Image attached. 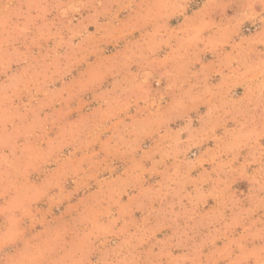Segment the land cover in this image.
<instances>
[{
    "label": "clouds",
    "instance_id": "obj_1",
    "mask_svg": "<svg viewBox=\"0 0 264 264\" xmlns=\"http://www.w3.org/2000/svg\"><path fill=\"white\" fill-rule=\"evenodd\" d=\"M235 2L208 0L199 13L187 16L190 0H0V198L8 200L9 221L7 229L0 232V264H264V220L257 226L256 220L251 219L258 209H264V47H258L264 45V0H242L239 17H230L224 25L210 23V11L225 14ZM124 10L133 15L130 31L149 24L154 30L118 59L93 67L76 89L50 93L48 85L54 82L53 78L66 75L97 44L88 39L86 24H73L74 14L87 11L88 23L96 24L108 15L115 19ZM173 16L185 18L184 25L175 31L168 28V20ZM246 20L260 23L262 30L255 39L236 44L234 54L223 58L221 63L233 78L247 86L248 94L242 103L209 109L208 119L201 117V126L194 128L188 113L211 91L204 84L206 77L190 83L192 77L187 73L190 57L197 51L222 49ZM211 27H215L214 37L203 39L201 33ZM116 31L114 27L100 25L98 40L111 37ZM53 38L57 41L56 48L49 54L33 52L41 40ZM77 38L80 42L73 43ZM173 39L179 42L175 55L158 58L159 48ZM134 63L142 65L144 71L125 73ZM15 65L21 66L18 71H12ZM154 73L159 74L158 85L162 79L168 80L159 97L153 96L149 83ZM109 74L116 80L110 90L101 93L103 110L79 126L65 127L56 141L49 144L48 151L41 152L37 142L44 122L39 112L45 101L59 103L58 96L71 99L98 85ZM172 93L175 99L163 108L160 102ZM22 96L28 97L26 103L21 101ZM185 118V126L175 132L167 127L171 120ZM230 120L235 126L216 137L220 126L217 122L227 125ZM50 123L55 124L56 119ZM109 130L111 136L104 148L107 155L95 159L98 154L92 153L90 163L85 166L83 161L78 162L71 170L86 182L103 171H115L107 164V156H128L132 163L126 175L116 177L102 194L73 209L70 220L59 229L27 232L21 226L24 217L32 221V227L44 223L31 213L30 205L38 196L27 182L30 170L50 160L65 143L87 147ZM151 134L159 137L156 150L151 155L143 153L142 159L137 160L142 139ZM210 134L219 141L218 155L231 154V160L227 163L220 160L213 168L217 173L213 181L216 186L225 183L232 174L243 172L248 165H258L253 206L225 224L220 223L223 212L216 217H200L196 213V204L204 194L202 185L212 180L211 175L207 179L202 177L201 187L194 192L186 188L187 177L201 162L185 157ZM244 149L249 150L250 159L245 165L233 167ZM143 160L150 161V167H144ZM169 160L173 163L166 164ZM221 174L225 179H220ZM145 175H158L161 182L154 189H146ZM53 187L59 184L49 183L45 193ZM130 190L134 194L129 197V204L146 208L148 217L157 218L156 224L135 226L127 219L126 206L112 215L111 208ZM57 196L67 198L62 193ZM186 201L191 207L186 206ZM105 215L111 218L101 221L100 217ZM201 225L213 230L198 240L194 230ZM170 226L174 227L170 238L154 240L156 231ZM237 227L243 231L233 237ZM221 236L227 240L224 248L205 255L204 249ZM111 237L118 240L110 242ZM17 241L18 248L9 246ZM150 241L151 245L144 247ZM175 248H184L186 252L173 257Z\"/></svg>",
    "mask_w": 264,
    "mask_h": 264
},
{
    "label": "rangeland",
    "instance_id": "obj_2",
    "mask_svg": "<svg viewBox=\"0 0 264 264\" xmlns=\"http://www.w3.org/2000/svg\"><path fill=\"white\" fill-rule=\"evenodd\" d=\"M208 0H190L185 15L193 16L199 13L205 6ZM242 13V0H236L233 5L227 9L225 14L219 12H211L209 16L210 23L215 25H224L229 22L230 17H239ZM89 15L87 11L74 14V25H87V36L90 41H96V47L90 54H84L78 63L72 65L71 70L63 75L61 78H53L54 82L48 85L50 93H56L58 90L64 88L76 89L79 82L86 78L89 71L97 64L103 62H111L118 59L124 54L129 47H132L137 42L141 41L147 33L154 30V26L149 24L143 27H138L137 30L130 31L129 28L134 25L133 15L130 10L120 11L118 16L113 19L111 15L102 17L98 23H88L86 17ZM110 22V23H109ZM184 16H173L168 20V28L170 30H177L184 25ZM100 25H107L114 27L117 31L113 36L98 40L97 29ZM262 30L260 23L246 20L236 29L231 36L228 43L224 44L222 49L202 50L197 51L190 57L187 65V73L191 78L190 83H195L198 80H204V84L211 91V95L203 96L200 101L194 105V111L188 113L192 119V126L199 128L202 124L203 117L208 119L209 109L214 106L225 104H239L242 103L248 94L247 86L238 79L230 75V70L221 63L222 59L233 55L234 46L241 41H250L255 39L258 33ZM103 28H101V32ZM215 27L205 29L201 36L203 39L214 37ZM79 38L73 43H79ZM56 39L41 40L39 47L34 48L33 52L40 55L49 54L56 48ZM179 46V42L175 39L169 41L168 45H162L157 51L158 58L172 57L175 55V49ZM264 47V45L258 46ZM20 65L13 66L12 71H18ZM144 71L142 65L132 64L130 68L125 70V73H142ZM195 73V76L192 74ZM158 73H154L150 78L149 83L152 89L153 96L159 97L161 91L167 86L168 80L162 79L160 84L156 83ZM116 77L113 75H105L101 82L86 90L80 91L78 95L71 99H65L63 96L56 97L59 103L45 101V105L39 112L40 119L44 122V127L41 130V139L37 142V147L41 152H47L49 144L54 143L56 138L61 135L62 130L67 126H79L83 121L93 119L99 112L103 110L101 100V93L110 90L115 83ZM175 99V93L167 95L160 102L163 108H167L169 104ZM28 97L22 96L21 101L27 102ZM134 111V109L130 110ZM57 117H59L57 119ZM56 119L55 124L50 121ZM119 119V117H117ZM220 126L217 127L215 136L220 137L224 134L226 128L235 126L234 121H228L224 125L222 121L217 122ZM185 119H173L169 122L167 127L175 132L177 129L184 127ZM111 136V130L103 132L99 138L83 147L78 143H65L59 152L54 154L52 158L46 162L40 163L37 167L30 170L27 176V182L33 187L38 198L30 205L31 213L37 218L44 220V223L36 224L32 227V221L28 217H24L22 227L27 232L36 234L42 232L45 228L59 229L63 224L70 220L72 210L82 206L84 202L90 201L94 196L103 193L105 186L114 181L116 177H123L126 175L131 166L132 159L128 156H107V164L115 171H103L98 177L87 179L85 182L80 174L73 172L71 169L76 163L83 161L85 166L91 162V154H98L95 159H102L107 154L104 151L106 143ZM184 138V137H182ZM159 137L156 134L147 135L142 139L140 148L136 153V159L141 160L143 153L151 155L156 150L159 144ZM219 141L217 139L205 138V142L198 147L192 149L185 159L193 162H201L199 166L195 167L187 177L189 183L186 188L189 192H194L197 187H201L200 180L203 177L207 179L211 175L212 180L202 185L203 196L196 204V213L200 217H216L220 212H223V220L221 224L230 223L234 216L242 213L245 209L253 206V199L257 192V185L255 183L256 169L258 165H248L243 172L235 173L226 178L225 183L216 186L213 181L217 179V173L213 172L220 160L227 163L231 160V154L220 156L218 153ZM217 159L213 161V158ZM250 159L249 150L244 149L240 152L239 158L232 164L233 167H240L245 165L246 161ZM144 167H150V161L143 160ZM171 160L166 161V164H172ZM65 174L61 175V172ZM220 179H225L223 174ZM101 181L98 183L97 181ZM161 182V177L158 175H145L144 187L146 189H154L157 184ZM49 183H58L59 187H53L47 190L44 189ZM57 193H62L66 199H60ZM134 192L128 191L127 194H122L119 197V202L111 208L112 215L117 214L118 208L126 206L129 215L127 219L137 227L152 226L157 223L155 216L148 217L147 210L144 207L130 205L129 197ZM55 197V198H54ZM188 205L187 201L185 202ZM8 204L7 198H0V232L5 231L8 227V216L6 213V206ZM111 217L101 216V221H107ZM251 219L256 220L257 226L261 220H264V209H258ZM147 220V224H146ZM247 223V221H246ZM212 227L201 225L194 230L196 239H204ZM243 231L242 228L237 227L232 233L233 237L239 236ZM26 232V234H27ZM174 227H162L155 232L154 240H167L173 235ZM218 235H220L218 233ZM111 240H118L117 237H111ZM146 244L144 247H149ZM227 240L221 236L215 241L214 245H209L204 249V254L208 255L215 249H223ZM14 249L20 246V242L9 245ZM186 252L184 248H175L172 250L173 257H181Z\"/></svg>",
    "mask_w": 264,
    "mask_h": 264
}]
</instances>
